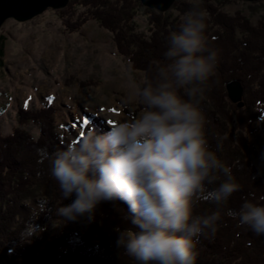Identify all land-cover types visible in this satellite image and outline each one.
Returning <instances> with one entry per match:
<instances>
[{
  "label": "trees",
  "instance_id": "1",
  "mask_svg": "<svg viewBox=\"0 0 264 264\" xmlns=\"http://www.w3.org/2000/svg\"><path fill=\"white\" fill-rule=\"evenodd\" d=\"M143 7L139 0H70L58 12L63 25L71 32L80 30L91 20L111 31L118 53L129 57L134 70L144 72L143 87L158 83L159 68L169 63L164 52L170 33L179 31L182 24L170 20L163 12L145 8L151 34H138L132 20L137 9ZM172 8L182 12L206 10L211 18L206 19V23L211 22L213 27H206L205 36L209 51L217 52L218 63L215 73L204 85L205 95L200 107L207 119L211 147L229 164L240 185V190L225 205L207 201L196 205L197 214L218 211L221 216L215 236H202L197 244V264H264V236L254 235L246 226L237 227L236 221L225 214L228 208L238 210L246 199L264 204V160L263 167L258 169L247 159L245 151L250 145L242 134L253 133L254 123L264 115V23L253 27L240 14L230 18L209 4V0L199 5L176 0ZM236 30L242 33L240 40ZM0 40L2 58L1 36ZM231 81L241 82L245 89L242 108L229 99L227 85ZM53 114L50 104L36 111H20L21 124L28 120L39 124L40 136L36 140L19 128L10 135H0V264H135L115 246V229L133 227L123 219L121 210L126 211L127 206L122 202L101 204L95 221L90 224L54 227L53 221L59 219L55 215L56 208L71 200L62 198L57 181L50 175V164L38 163L36 149L46 147L52 154L79 140L73 142L57 133ZM262 125L264 127V121ZM91 127L106 131L94 122ZM40 192L42 199L36 200ZM30 198L31 206L21 205ZM43 199L49 200L52 211L39 213L37 205ZM29 222L39 225L40 230L25 241L20 234Z\"/></svg>",
  "mask_w": 264,
  "mask_h": 264
},
{
  "label": "clouds",
  "instance_id": "2",
  "mask_svg": "<svg viewBox=\"0 0 264 264\" xmlns=\"http://www.w3.org/2000/svg\"><path fill=\"white\" fill-rule=\"evenodd\" d=\"M206 19V10L188 12L180 30L170 33L164 52L169 63L159 68L158 83L123 100L125 110L140 106L135 118L117 120L106 131L91 127L52 154L36 149L38 163L50 164L62 198L71 200L56 208L54 226L90 224L101 204L119 201L127 206L123 219L133 226L115 229V246L125 256L135 264H197V244L215 236L221 216L197 214L196 205H225L240 190L232 168L210 145L200 107L218 63L217 52L208 49ZM37 207L52 211L47 199ZM225 214L237 227L264 236V204L246 199ZM39 230L29 222L21 238L28 241Z\"/></svg>",
  "mask_w": 264,
  "mask_h": 264
},
{
  "label": "rangeland",
  "instance_id": "3",
  "mask_svg": "<svg viewBox=\"0 0 264 264\" xmlns=\"http://www.w3.org/2000/svg\"><path fill=\"white\" fill-rule=\"evenodd\" d=\"M182 1L199 5L204 0ZM209 4L230 18L240 14L253 27L264 23V0H209ZM145 8L137 9L132 25L136 33L149 36L152 27ZM59 10L51 7L25 22L10 18L0 28L4 43V55L0 58L2 136L19 128L38 139L39 124L32 120L21 124L19 113L24 109L36 111L49 104L54 109L55 131L73 142L82 138L92 122L108 130L109 121L135 118L139 112V105L125 110L122 104L126 96L141 88L144 72L134 70L129 57L118 53L113 33L98 21L91 20L80 30L71 32L63 25ZM163 13L175 23H182L188 12L171 7ZM206 25L213 27L211 22ZM235 34L237 39L242 38L240 30ZM253 127V133H242L250 145L245 155L261 169L262 121L255 122ZM35 199H42V193H37ZM21 205L31 206V198ZM54 227H64V224ZM76 229L74 227L73 231Z\"/></svg>",
  "mask_w": 264,
  "mask_h": 264
},
{
  "label": "water",
  "instance_id": "4",
  "mask_svg": "<svg viewBox=\"0 0 264 264\" xmlns=\"http://www.w3.org/2000/svg\"><path fill=\"white\" fill-rule=\"evenodd\" d=\"M147 8L166 12L176 0H139ZM250 2L258 0H246ZM70 0H0V28L6 20L12 18L20 22H25L42 14L47 9L65 8ZM229 98L239 107L244 106V87L239 81H231L227 85Z\"/></svg>",
  "mask_w": 264,
  "mask_h": 264
},
{
  "label": "snow or ice",
  "instance_id": "5",
  "mask_svg": "<svg viewBox=\"0 0 264 264\" xmlns=\"http://www.w3.org/2000/svg\"><path fill=\"white\" fill-rule=\"evenodd\" d=\"M113 122L112 121H109V124H112Z\"/></svg>",
  "mask_w": 264,
  "mask_h": 264
}]
</instances>
